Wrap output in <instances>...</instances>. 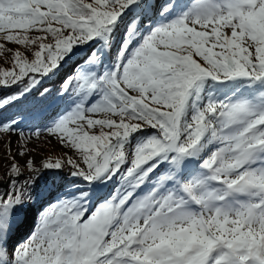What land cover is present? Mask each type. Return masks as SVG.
I'll return each mask as SVG.
<instances>
[{"label": "snow or ice", "instance_id": "snow-or-ice-1", "mask_svg": "<svg viewBox=\"0 0 264 264\" xmlns=\"http://www.w3.org/2000/svg\"><path fill=\"white\" fill-rule=\"evenodd\" d=\"M0 62V264H264V0H0Z\"/></svg>", "mask_w": 264, "mask_h": 264}, {"label": "trees", "instance_id": "trees-1", "mask_svg": "<svg viewBox=\"0 0 264 264\" xmlns=\"http://www.w3.org/2000/svg\"><path fill=\"white\" fill-rule=\"evenodd\" d=\"M10 67V63L8 62H0V68H9ZM18 137L17 135H11L9 136L8 134H4L2 136H0V146L2 145H5L7 140L10 138L12 143L11 144H14L15 140L17 139L18 140ZM19 144L16 145V147L14 148V151L12 152V154L14 155L17 151V148H18ZM53 149H57V146L56 145H53ZM61 149V148H60ZM28 159V156H25L23 159H21L19 156H18V160L21 161V160H27ZM12 163V160L9 158L8 154L6 153L4 156H1L0 155V178H4L6 175H5V172H6V169L7 167Z\"/></svg>", "mask_w": 264, "mask_h": 264}, {"label": "rangeland", "instance_id": "rangeland-1", "mask_svg": "<svg viewBox=\"0 0 264 264\" xmlns=\"http://www.w3.org/2000/svg\"><path fill=\"white\" fill-rule=\"evenodd\" d=\"M19 141H20V137H18V140L16 139L14 144H11V153L14 151V148L16 147L17 144H19ZM53 145H55V141H53L52 145L50 147H48V150L45 151L42 155L43 157H48V156H60L63 154L64 152V149H60L58 146H57V149H53ZM30 148H34L35 147V142H33L32 144L29 145ZM8 154V147H7V143L5 145H1L0 146V155L1 156H4L5 154ZM9 156V154H8ZM10 158V156H9ZM29 158V157H28ZM33 158L35 160V162L37 164H40L41 163V160H42V156L39 155V154H36V153H33ZM16 159L18 160V156L16 157ZM19 161V160H18ZM26 160H21L19 161L21 164H24ZM3 179H7V176H5Z\"/></svg>", "mask_w": 264, "mask_h": 264}]
</instances>
